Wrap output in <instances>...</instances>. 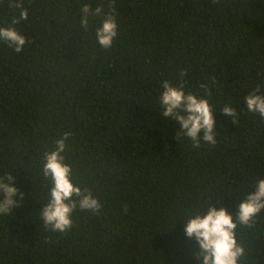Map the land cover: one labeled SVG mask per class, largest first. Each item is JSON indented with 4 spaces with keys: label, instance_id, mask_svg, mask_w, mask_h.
Here are the masks:
<instances>
[{
    "label": "trees",
    "instance_id": "trees-1",
    "mask_svg": "<svg viewBox=\"0 0 264 264\" xmlns=\"http://www.w3.org/2000/svg\"><path fill=\"white\" fill-rule=\"evenodd\" d=\"M85 3L115 9L110 48L96 39L102 16L81 27ZM111 3L23 0L28 19L13 25L20 9L0 0V26L26 39L19 53L0 42V178L18 189L0 214V264H202L183 221L209 205L235 219L264 179V118L244 101L264 94V0ZM165 80L208 100L214 145L193 147L161 115ZM228 105L235 124L220 111ZM66 132L72 182L101 207H77L61 233L41 218L52 187L42 165ZM235 231L239 264H264V210Z\"/></svg>",
    "mask_w": 264,
    "mask_h": 264
},
{
    "label": "clouds",
    "instance_id": "clouds-1",
    "mask_svg": "<svg viewBox=\"0 0 264 264\" xmlns=\"http://www.w3.org/2000/svg\"><path fill=\"white\" fill-rule=\"evenodd\" d=\"M115 0L109 7H112ZM10 6L20 9L19 17L13 18L15 25L22 20L28 19V10L23 6V0H9ZM80 25L87 29L90 16H102L101 26L96 28L95 35L99 45L108 49L117 36V23L112 13H104L103 8L97 6L93 9L89 4H83L80 9ZM0 42H4L16 53L23 50L26 39L14 27L0 26ZM183 70L180 77L184 76ZM206 88V85H201ZM162 94L160 104L163 108L162 116L170 117L176 125H179L177 135L182 134L193 142V147L199 148L201 141L214 145L215 123L213 110L204 97L185 93L183 85L175 87L168 81L162 82ZM247 110L258 113L264 118V94H260L257 87L244 97ZM222 113L233 118L236 116L235 109L225 106L220 110ZM234 123V120H233ZM235 124V123H234ZM71 133L66 132L60 139L55 141V149L43 154L42 175L50 178V198L40 210L41 218L45 226L52 231L61 233L72 226V213L79 207L81 210H89L94 214L101 207L97 198L93 197L88 189H81L72 182V170L70 165L64 163L62 153L66 149L65 141ZM11 174L6 178H0V214H7L18 205V189L12 186ZM19 196L22 198L23 193ZM264 210V179H260L253 186V191L238 204L235 219L224 207L209 205L204 214L190 216L184 223V232L188 238H193L197 244L196 258L202 264H239L244 255L243 247L237 242V222L241 225L251 226L254 217ZM124 211H127L125 207Z\"/></svg>",
    "mask_w": 264,
    "mask_h": 264
}]
</instances>
